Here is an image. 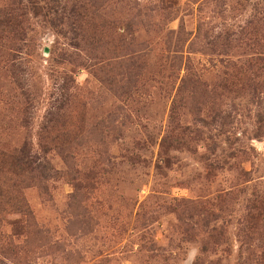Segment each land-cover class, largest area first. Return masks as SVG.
<instances>
[{"label":"rangeland","instance_id":"374dc122","mask_svg":"<svg viewBox=\"0 0 264 264\" xmlns=\"http://www.w3.org/2000/svg\"><path fill=\"white\" fill-rule=\"evenodd\" d=\"M0 264H264V0H0Z\"/></svg>","mask_w":264,"mask_h":264}]
</instances>
